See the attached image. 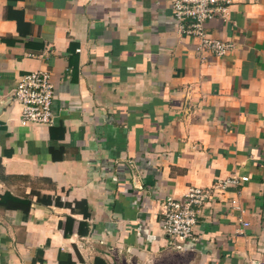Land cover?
<instances>
[{
	"label": "crops",
	"instance_id": "obj_1",
	"mask_svg": "<svg viewBox=\"0 0 264 264\" xmlns=\"http://www.w3.org/2000/svg\"><path fill=\"white\" fill-rule=\"evenodd\" d=\"M175 0H0V264H264V0L207 23ZM51 73L52 125L21 121L23 74ZM232 175L194 239L162 202Z\"/></svg>",
	"mask_w": 264,
	"mask_h": 264
},
{
	"label": "built area",
	"instance_id": "obj_2",
	"mask_svg": "<svg viewBox=\"0 0 264 264\" xmlns=\"http://www.w3.org/2000/svg\"><path fill=\"white\" fill-rule=\"evenodd\" d=\"M232 1L175 0L172 6L173 16L179 25L180 32L197 40L199 52L224 56L233 49L234 43L212 37L207 30V23L216 17L226 20ZM14 97L21 104L23 124L52 125L55 123V115L52 111L55 86L49 71L34 70L23 74L18 81ZM248 179V176L232 175L208 188L192 186L182 198L168 196L162 202L161 210L165 233L176 241L194 239L200 209L216 198L217 191L231 185H240Z\"/></svg>",
	"mask_w": 264,
	"mask_h": 264
}]
</instances>
